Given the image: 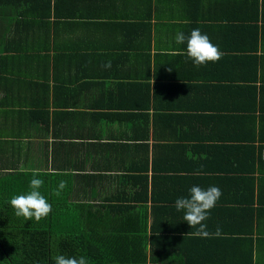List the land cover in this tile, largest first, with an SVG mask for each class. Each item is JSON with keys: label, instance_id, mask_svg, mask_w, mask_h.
<instances>
[{"label": "crops", "instance_id": "crops-1", "mask_svg": "<svg viewBox=\"0 0 264 264\" xmlns=\"http://www.w3.org/2000/svg\"><path fill=\"white\" fill-rule=\"evenodd\" d=\"M263 1L0 0V178L39 172L87 216L180 228L154 264H264ZM194 28L219 61L175 42ZM194 185L222 191L209 237L174 206Z\"/></svg>", "mask_w": 264, "mask_h": 264}, {"label": "trees", "instance_id": "trees-1", "mask_svg": "<svg viewBox=\"0 0 264 264\" xmlns=\"http://www.w3.org/2000/svg\"><path fill=\"white\" fill-rule=\"evenodd\" d=\"M253 161L255 163L256 159ZM151 169L153 171L154 167ZM12 171L0 178V264H55L59 255H83L90 264H154L159 263L155 248L163 244V239L176 238L181 233L180 228L168 226L165 221H162V228L148 224L146 214L142 216L139 211L118 209L117 215H122L119 219L102 210H93L87 216L85 206L75 210V201L69 200L64 188L49 185L42 186L39 191L52 205V211L39 222L34 217L25 220L23 216H16L10 200L30 191L34 174L44 182L46 174ZM208 177L213 178L212 175ZM189 178L194 184L203 177L190 175ZM147 186L145 181L142 191L146 197L142 200L148 199ZM238 202L241 206L242 201ZM251 203L252 200L247 203L250 210ZM128 207L135 210L134 206Z\"/></svg>", "mask_w": 264, "mask_h": 264}, {"label": "clouds", "instance_id": "clouds-1", "mask_svg": "<svg viewBox=\"0 0 264 264\" xmlns=\"http://www.w3.org/2000/svg\"><path fill=\"white\" fill-rule=\"evenodd\" d=\"M187 39V56L191 58L194 64L199 67L208 62L219 61L224 53L219 45L213 44L207 34L201 32L199 28H194L189 37H185L183 32H177L175 42L182 44ZM106 68L111 67L108 61L104 65ZM171 71V68H169ZM44 181L34 177L31 179L30 191L26 194L16 195L11 198L10 204L16 210V216H23L25 220H31L33 217L37 222L45 218L52 211V205L46 197L41 194L39 189L43 186ZM66 187V181H60L59 188L62 190ZM59 195V192H57ZM222 196V191L218 186H209L203 188L201 186H192L187 196L178 197L175 200V208L177 211L183 210V220L186 221L191 228H197L193 233L195 236L209 237L213 235L209 233L207 225L204 223L209 218L210 210L215 206L216 202ZM214 235H220V228L217 227ZM55 264H90L86 256H65L59 255L55 258Z\"/></svg>", "mask_w": 264, "mask_h": 264}]
</instances>
